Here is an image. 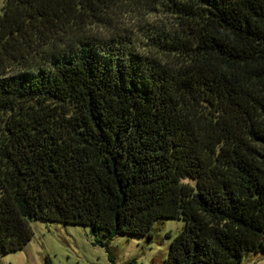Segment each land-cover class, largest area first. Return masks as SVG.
I'll return each instance as SVG.
<instances>
[{"label": "trees", "instance_id": "obj_1", "mask_svg": "<svg viewBox=\"0 0 264 264\" xmlns=\"http://www.w3.org/2000/svg\"><path fill=\"white\" fill-rule=\"evenodd\" d=\"M128 1L5 0L0 246L31 219L107 246L171 218L166 264H240L264 252V0Z\"/></svg>", "mask_w": 264, "mask_h": 264}, {"label": "rangeland", "instance_id": "obj_2", "mask_svg": "<svg viewBox=\"0 0 264 264\" xmlns=\"http://www.w3.org/2000/svg\"><path fill=\"white\" fill-rule=\"evenodd\" d=\"M4 2L0 0V13ZM137 11L138 8L127 4L121 10L124 20L135 28L146 21L156 25L169 21L163 18V13L152 11L142 16ZM29 224L32 239L14 252H5L0 246V264H166L171 241L182 231L185 222L159 219L152 237L116 235L107 246L96 245L85 226L43 219H31ZM240 264H264V252H248Z\"/></svg>", "mask_w": 264, "mask_h": 264}]
</instances>
